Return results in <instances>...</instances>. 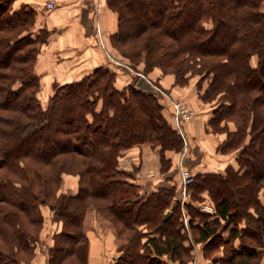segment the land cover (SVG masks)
I'll return each mask as SVG.
<instances>
[{"label":"trees","instance_id":"1","mask_svg":"<svg viewBox=\"0 0 264 264\" xmlns=\"http://www.w3.org/2000/svg\"><path fill=\"white\" fill-rule=\"evenodd\" d=\"M15 1L0 0V264H31L43 227L41 205L62 221L47 264H91L84 227L91 205L109 215L127 240L114 264H185L194 247L189 234L209 253L226 246L214 264H260L264 0H107L119 15L114 38L120 42L128 27L134 38L133 54L124 55L135 62L145 51L147 70L161 65L177 80L202 74L209 80L202 98L218 103L210 124L228 134L219 150L240 149L239 167L194 174V199L207 190L215 213L185 203L192 213L190 233L175 186L135 199L138 185L119 167L122 149L144 142L160 147L164 163L170 161L166 149H183L184 136L163 112L159 91L137 88L139 76L118 88L116 72L101 65L80 80L55 85L44 105L35 93L40 76L32 70L49 31H30L35 12L15 8ZM143 37L152 41L143 44ZM229 122L236 126L232 131ZM60 171L80 176L76 193L58 195Z\"/></svg>","mask_w":264,"mask_h":264},{"label":"rangeland","instance_id":"2","mask_svg":"<svg viewBox=\"0 0 264 264\" xmlns=\"http://www.w3.org/2000/svg\"><path fill=\"white\" fill-rule=\"evenodd\" d=\"M15 8H31L27 7V3H24L23 0H16L14 2ZM109 7V5H108ZM264 7V6H263ZM110 8V7H109ZM32 9V8H31ZM111 9V8H110ZM112 11L116 12L118 15V12L111 9ZM119 18V15H118ZM35 19L33 21L34 24H32L30 31L34 33H38L40 28H46L45 26L39 27L37 25V20ZM119 20V19H118ZM29 27V28H30ZM27 28V26H26ZM129 29H123L122 38L119 42V39L114 38V33L111 34L110 38L107 40V45L103 48V51L105 53V56H107V60L109 63L105 64L109 69L116 72L117 66L119 67V64L121 65H127L130 66L131 71L133 72V76L121 72H116V83L118 82V86L122 89L128 84L132 83L134 77H140L141 75H145L148 80L155 83L159 89V97L161 98V101L163 103L164 110L169 111L171 113L172 118L169 119V121L173 124V126L181 132V134L184 136V146L181 151H176L175 149H166L164 151V154L167 157V152H174L175 154H180L183 156V153H188L189 147H194L196 145V142H198L203 151L205 152L206 161L205 163L210 165L211 167L214 165H219V160L225 161V167L223 168V172L226 171V168L229 165L237 166L239 167V162L237 159V156L240 152L239 150L231 151L228 153H223L219 150V146L224 142V140L227 138L228 134L227 131H217V128L212 126L210 124V120L213 118V112L217 108L216 101H205L202 96L205 93L206 87L208 86V79H203V75L200 73H188L186 74L183 79H175L176 76L174 75V72L172 71H165L163 67L155 66L151 68L150 70H147L146 65L147 64V54L144 51L143 54L140 56V61L131 62L130 56H125L123 52H128V54H133L134 48H133V42L134 38L129 35ZM34 30V31H33ZM118 30V28H117ZM27 32V31H26ZM117 32V31H116ZM33 33V34H34ZM36 33V34H37ZM48 39L45 42L39 43V52L36 56V61L33 64V73L40 76L39 79V86L36 93L37 98L41 100V102L46 105L49 102V99L51 95L54 93V87L55 85L61 84L59 80H49L42 78L39 73L35 70L36 67H38V63L42 61L44 66L47 64L45 63L47 61V51L46 44L48 43ZM117 41L120 43L117 45ZM149 41H152L150 37H143V44L148 43ZM141 44V41L139 42ZM59 57V55H57ZM258 61V56L254 55L252 57V63L256 64ZM147 70V71H146ZM117 86V85H116ZM183 107L184 109H188L187 114L189 115V118L181 119L180 121L176 119V106ZM78 123L76 122L75 125ZM191 124H196V126H201V128L204 131H201L200 133L196 132L195 134L191 131ZM228 128L232 131L235 129V124L232 122H229ZM78 126V125H77ZM188 127V130H190V134L194 135L193 138H187L188 136L184 135L182 133V130ZM182 127V128H181ZM197 128V127H196ZM198 140H197V139ZM188 139V140H187ZM149 143L150 142H144ZM152 145V144H151ZM189 145V146H188ZM137 145H134L129 148H123L121 151V156L119 159V167L126 170L130 175V181L135 182L138 186L136 187V193L133 198H140L142 195L147 193V185L148 182L151 181L150 184H153L152 182L158 179L157 177V171L153 169H149V171H146V167L143 164V159L140 156L139 160H136L133 156L132 151H135V147ZM152 147L157 150L160 153V172L161 174L166 173L168 171H171L177 167L182 168V170L189 171L190 174L193 175L198 172V169H190L185 168L184 163L182 161H173V159H170L168 163H164L162 159V152L160 150L159 146ZM193 154H195L193 152ZM188 156V155H187ZM227 164V165H226ZM183 171H181V175H175L172 178H169V181L171 182L172 187L175 186L176 191L174 195L175 199H182L185 201L186 199L190 201L196 202V204L200 205V208L202 211L206 212L207 214H213L215 213V208L213 205V200L211 196L209 195L207 190H204L202 193H200V200L194 199L193 196V189L191 188L190 183H185L184 176H182ZM175 173V171H174ZM60 176L62 178L60 183V188L58 190V195L61 197L63 196H69L70 194H74L79 189V180L80 176L78 174L72 173V172H62L60 171ZM158 181V180H157ZM156 181V182H157ZM143 184V185H142ZM151 186V185H149ZM180 189V191H179ZM184 190V191H183ZM264 190H262L261 197L264 196ZM185 198V199H183ZM176 201L179 202L181 207V220L184 225L185 230L190 233V220L192 219V213L190 209L186 206V201ZM185 205H184V204ZM174 207V206H173ZM171 210V209H170ZM169 210V211H170ZM40 219H42L43 227L40 232V241L37 244L36 247V255L31 259V264H47L48 258H49V248L54 244V234L58 232L62 228V221H59L55 217V210H53L49 205H41L38 210ZM198 218H195L197 220ZM84 227H87L86 233H90L91 235L94 234H100L99 236L102 237L103 240H95L97 247L103 248L107 247L109 251H107L106 256V262L112 261V254H118V256L121 253V250L124 246L127 244V240L123 238L119 232V225H115L113 223L112 218L109 215H106V213H103L98 207H95L94 205H91L86 212L85 221H84ZM90 229V230H89ZM89 237V235H88ZM189 243H192L194 245L193 251H192V257L191 259L185 263V264H213L214 260L220 256H223L226 254V246L224 245H218L217 248H215L210 253L205 250V247L203 244H194L192 234H189V239H187ZM90 243V238H89ZM208 247V246H207ZM115 249V250H114ZM90 250V247H89ZM88 250V260L91 264H94L90 260V255ZM207 253H209L207 255ZM264 257V249L263 254L261 255L260 263L262 262ZM116 261V260H115ZM102 264V261H100ZM114 262V261H113ZM174 261L167 260V264Z\"/></svg>","mask_w":264,"mask_h":264},{"label":"crops","instance_id":"3","mask_svg":"<svg viewBox=\"0 0 264 264\" xmlns=\"http://www.w3.org/2000/svg\"><path fill=\"white\" fill-rule=\"evenodd\" d=\"M23 1L27 3V7L34 10L37 18L36 24L39 27L45 26L49 31V41L45 45L48 49V57L45 62L47 64L44 66L41 61L38 63V67L35 68L42 78L51 79L52 81L59 80L60 83L76 81L92 72L95 67L105 66L109 63L102 47L107 45L106 42L111 34L117 31L118 15L108 7L107 0H55L56 6L53 9L47 8V3L50 0ZM116 72L118 75L124 72L133 76L130 66L127 65L119 64ZM116 85L120 88L118 82ZM155 86L159 89L157 85ZM165 115L168 119L172 118L167 109ZM183 128L182 133L188 136V139L194 137L190 134L188 127L183 126ZM189 128L194 134L204 131V128L202 129L201 126H196V124H191ZM187 150L189 154L183 153V156L178 152L175 154L169 151L167 152V158L176 162L182 161L185 168L198 169V172L203 173L222 172L225 167V161L222 160H219V165L217 163L214 168L206 164L205 152L198 142L194 147H189ZM132 153L136 160H139L140 156L142 157L146 171H149V169L157 171V177L159 178L156 181H158H155V184L154 181L153 184H150L151 181H149L147 192H152L160 187H172L173 184H171L169 178L176 174L181 175L182 168L180 167L161 174L160 153L149 143L137 145ZM175 200L180 201V199ZM189 201L187 200L186 203ZM85 228L87 229V227ZM88 235L90 238L89 255L91 262L100 264V261H102V264H114L113 261L116 260L118 254H112V261L106 262L104 256L109 251L108 248H99L95 242V240H103L102 237L99 236L100 234L91 235L88 233ZM168 264L179 263L171 262ZM260 264H264V257Z\"/></svg>","mask_w":264,"mask_h":264},{"label":"built area","instance_id":"4","mask_svg":"<svg viewBox=\"0 0 264 264\" xmlns=\"http://www.w3.org/2000/svg\"><path fill=\"white\" fill-rule=\"evenodd\" d=\"M56 6V2L55 0H50L48 3H47V8L49 9H53L54 7ZM187 111L188 109H184L183 107H179L178 105L176 106V109H175V112H176V119L180 121V118L181 119H184V118H189V115L187 114ZM182 176H184V179L186 180L185 183H190L194 180L193 178V175L189 173V171L187 170H182ZM184 191V190H183ZM185 199V198H183ZM182 200V199H181ZM180 200V201H181ZM188 199H186L185 201H187ZM183 201V200H182ZM183 201V202H185Z\"/></svg>","mask_w":264,"mask_h":264},{"label":"water","instance_id":"5","mask_svg":"<svg viewBox=\"0 0 264 264\" xmlns=\"http://www.w3.org/2000/svg\"><path fill=\"white\" fill-rule=\"evenodd\" d=\"M136 87L139 89H142L144 91L151 92V93H157L158 92V88L150 80H148V78H146L145 75H141L139 77V79L136 82ZM170 213H171V211H168L167 216Z\"/></svg>","mask_w":264,"mask_h":264}]
</instances>
